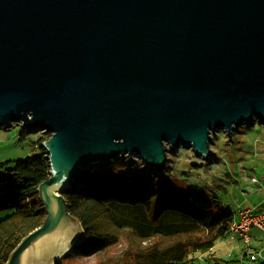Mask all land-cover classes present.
I'll list each match as a JSON object with an SVG mask.
<instances>
[{
  "label": "water",
  "instance_id": "95a60500",
  "mask_svg": "<svg viewBox=\"0 0 264 264\" xmlns=\"http://www.w3.org/2000/svg\"><path fill=\"white\" fill-rule=\"evenodd\" d=\"M264 125V0H0V128L42 143L47 212L7 264H56L84 242L64 192L79 171Z\"/></svg>",
  "mask_w": 264,
  "mask_h": 264
},
{
  "label": "trees",
  "instance_id": "16d2710c",
  "mask_svg": "<svg viewBox=\"0 0 264 264\" xmlns=\"http://www.w3.org/2000/svg\"><path fill=\"white\" fill-rule=\"evenodd\" d=\"M40 134L46 136L33 143L38 153L13 166L1 165L0 210L10 208L13 212L0 222V264H7L20 243L42 227L47 217L38 191L50 179V162L42 143L52 135ZM143 166L141 159L127 156L77 173L64 197L86 237L65 257L89 258L118 245L119 236L101 226L103 219L112 216L121 228L141 240H174L165 246L156 242L144 249H126L104 264H201L204 258L211 264L217 243L229 237L234 213L197 186L178 191L169 183L161 189L153 175L160 172L146 166L141 171ZM63 259L56 264H63Z\"/></svg>",
  "mask_w": 264,
  "mask_h": 264
},
{
  "label": "rangeland",
  "instance_id": "374dc122",
  "mask_svg": "<svg viewBox=\"0 0 264 264\" xmlns=\"http://www.w3.org/2000/svg\"><path fill=\"white\" fill-rule=\"evenodd\" d=\"M40 133L44 132L29 133L23 123H15L10 129L0 128V169L2 164L6 167L13 166L16 161L38 153L39 150L33 146V143L40 136H46ZM211 136L213 155L208 159L197 156L189 148L172 149L168 146V161L164 169L160 173H153L155 182L159 181V187L162 189L167 185L168 188V184L171 183L179 191L190 185L197 186L223 209L236 214L240 209L254 208L255 205L252 204L260 205L264 202V194H259L260 188H257L254 185L257 183L253 181L257 178L264 183V125L258 121L243 125L231 135L232 141L226 131L212 133ZM144 168L145 166L139 169L142 171ZM12 212L10 208L0 210V222ZM101 226L105 232L118 235L120 243L97 256L82 259L65 257L63 264H104L108 258L116 257L126 249L130 251L144 249L156 242L165 246L174 240L161 237L141 240L132 231L121 228L112 216L103 219ZM263 234L262 242L260 241L262 247H264ZM227 238L217 243L211 253L210 263L249 264V261H244L243 257L251 248L245 253V250L232 246L233 242ZM256 248L260 250L258 246ZM263 250L264 248L262 252ZM199 263L209 262L204 258ZM257 264L264 262L259 261Z\"/></svg>",
  "mask_w": 264,
  "mask_h": 264
},
{
  "label": "built area",
  "instance_id": "2783aa9c",
  "mask_svg": "<svg viewBox=\"0 0 264 264\" xmlns=\"http://www.w3.org/2000/svg\"><path fill=\"white\" fill-rule=\"evenodd\" d=\"M253 181L259 183L257 178L253 179ZM239 217V220H234L231 223L229 237L241 236L245 244L249 246L252 239L250 235L252 229L257 228L264 233V212L258 211V209H246L239 212ZM250 261L253 264L264 261L263 252L251 254Z\"/></svg>",
  "mask_w": 264,
  "mask_h": 264
},
{
  "label": "crops",
  "instance_id": "0c3cea01",
  "mask_svg": "<svg viewBox=\"0 0 264 264\" xmlns=\"http://www.w3.org/2000/svg\"><path fill=\"white\" fill-rule=\"evenodd\" d=\"M254 185H256L257 188H260L259 189L260 190L259 191L260 195L264 194V183H261L259 181V183L254 184ZM256 192H258V191H256ZM263 201H264V199H263ZM252 205H255V207L254 208H247V209H258V211L260 210L261 212H264V202H262L260 205H256V204H252ZM241 210H246V209H240L237 212V214L234 213V215H235L234 220H239L240 219L239 212ZM262 234H263L262 231L257 229V228L252 229L250 231V235H251L252 239H251V242H250L249 246L245 244V242H244V240L242 239L241 236H236L235 238H231V237H228V238L233 242L232 246H234L235 248H240V249L245 250V253L248 251L247 249L251 248L250 251L245 254V256L243 257V260L244 261H249V264H253L250 261V255L253 254V253H257L258 251H262V249L264 248V247H262V244H260V241L262 242ZM257 246L259 247L258 249H260V250H257V248H256ZM263 254H264V252H263ZM257 263H254V264H257Z\"/></svg>",
  "mask_w": 264,
  "mask_h": 264
}]
</instances>
